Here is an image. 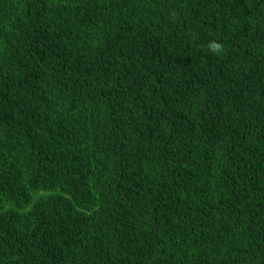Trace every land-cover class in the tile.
Listing matches in <instances>:
<instances>
[{
	"label": "trees",
	"instance_id": "1",
	"mask_svg": "<svg viewBox=\"0 0 264 264\" xmlns=\"http://www.w3.org/2000/svg\"><path fill=\"white\" fill-rule=\"evenodd\" d=\"M0 264H264V0H0Z\"/></svg>",
	"mask_w": 264,
	"mask_h": 264
}]
</instances>
